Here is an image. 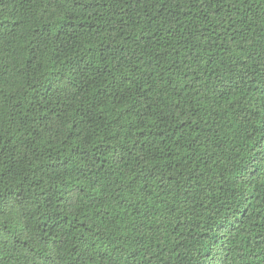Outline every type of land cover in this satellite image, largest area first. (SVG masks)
<instances>
[{
  "label": "trees",
  "instance_id": "trees-1",
  "mask_svg": "<svg viewBox=\"0 0 264 264\" xmlns=\"http://www.w3.org/2000/svg\"><path fill=\"white\" fill-rule=\"evenodd\" d=\"M0 264H264V0H0Z\"/></svg>",
  "mask_w": 264,
  "mask_h": 264
}]
</instances>
